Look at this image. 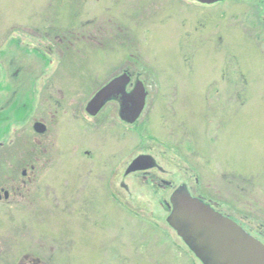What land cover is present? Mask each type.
<instances>
[{"label":"rangeland","instance_id":"obj_1","mask_svg":"<svg viewBox=\"0 0 264 264\" xmlns=\"http://www.w3.org/2000/svg\"><path fill=\"white\" fill-rule=\"evenodd\" d=\"M0 57L29 64L16 88L39 107L9 120L8 171L46 145L37 156L54 160L30 194L0 205L20 264H202L167 222L184 185L264 232V0H0ZM123 69L149 89L146 110L132 126L112 104L87 120ZM141 154L162 169L150 168L155 182L126 177Z\"/></svg>","mask_w":264,"mask_h":264},{"label":"water","instance_id":"obj_2","mask_svg":"<svg viewBox=\"0 0 264 264\" xmlns=\"http://www.w3.org/2000/svg\"><path fill=\"white\" fill-rule=\"evenodd\" d=\"M204 4L220 0H199ZM132 77L125 74L105 84L91 99L87 106L90 114H97L106 102L117 94H126V87ZM135 89L128 94L131 105L122 109L124 120L135 122L143 112L147 91L144 83L136 82ZM37 130L44 128L38 124ZM149 155H140L134 159L126 173L150 169L154 163ZM172 211L167 218L169 225L176 229L179 236L188 245L203 264H264V243L251 233L198 197H193L184 185L177 188L171 196Z\"/></svg>","mask_w":264,"mask_h":264},{"label":"flooded vegetation","instance_id":"obj_3","mask_svg":"<svg viewBox=\"0 0 264 264\" xmlns=\"http://www.w3.org/2000/svg\"><path fill=\"white\" fill-rule=\"evenodd\" d=\"M7 61L9 62L7 63ZM7 61L6 63H4L2 58L0 57V169L1 168L6 169L0 172V205L8 206L11 209L14 207L15 198L19 196L23 197L25 192L30 194L33 191L34 186L40 183L42 179L41 173L46 167V165L49 164V161L53 163L54 160L53 161L49 160V158L41 159V157L37 156L39 154L40 156H42L44 153H46V151H48V146L46 145L45 147H43V150H38L37 148H35L36 151L38 150V152L34 154L35 158L29 156L30 158L24 159L21 165L22 169L19 170V172L21 171V176H19V172H18V176L16 175L15 177L14 175H12L11 170L8 171V169L11 167V164H12L11 158H10L11 151H8L9 150L8 134L10 132L9 120H14L17 123H22L24 120H28L30 116L32 115L34 114L38 115L37 113H38L39 107L36 103L37 97L21 98V96H19V93H18L19 89L18 87L16 88V85H18L17 81H18L20 70H24L29 73V70H30L29 64H26L22 61L21 67H19L17 57H13V58L11 57ZM125 72L129 73L130 77H132L131 73L127 69L122 70V74H125ZM119 75L121 74H116L112 79H114L116 76H119ZM24 79H26V76H24ZM138 80L139 79H137V81ZM132 81H133V77H132L131 82L126 87V94H117L116 97L112 98V100L106 102L105 105L102 107V109L97 114L92 115L89 113V111H87V106L89 102L91 101V99L94 97V95L98 91L94 93L90 101L84 106V111H85L84 117L87 120L93 119V120L98 121L99 120L98 116L103 113V110L107 106L112 104L113 105L112 108L115 107V110H117L118 112L117 115L118 117H120L121 119L120 121H122L126 125L133 124L129 120H124L122 117V112H123L122 109L130 106L132 103L131 101L127 99L128 94L131 93L135 89L134 88L135 85H133ZM146 91H147V99H146V105L144 107V111L146 110V107L148 104V96L150 94V91L147 87H146ZM156 101L157 100H152L151 104L148 105V112L151 111L150 106L155 104ZM166 106H168V104H166ZM54 110H55L54 108L48 109L49 115L46 111L47 116L51 117V119H52V116L54 117L57 115V113H54ZM75 110H76V107L73 109V111L71 110V112H75ZM56 111L58 112V110ZM31 113H34V114H31ZM107 119H109V116L107 117ZM33 124H34L33 129L35 130V132L38 135H42L48 131V128L50 126V121L46 120L44 117H41L39 120L37 118H34ZM37 124H41L42 127L44 128V131L42 133H39L37 131L36 129ZM15 130L16 129L13 128V131ZM86 153L89 154V150H86ZM43 159L47 160L43 162L44 165L41 164ZM152 162L154 163V165L151 167L152 170L159 168L157 165V162H155L154 160ZM159 169L160 171L162 170L161 168ZM140 172L144 173L145 178H149L153 180L154 182L156 181L157 177L155 178V175H152L150 173L151 172L150 169L144 170V171L140 170L137 173H140ZM132 173L134 172H130L128 174L125 172V175L126 177H129L130 174ZM196 180L200 181V178L197 177ZM159 181L161 184H164L166 186L169 184L168 181L165 180L163 177L159 178ZM192 195L199 197L203 202L209 203L216 211L222 212L224 215L231 217L234 221L240 223L244 227L245 222L242 220L243 218L238 216L237 214H236L237 216L233 215V213L230 211L224 212V209H223L224 204L220 200H214L212 199L211 196L204 194V193H198V194L192 193ZM59 201L62 202V198H60ZM72 205H75V204L72 202ZM253 235H255L257 238L259 237L264 238V232H260L259 228H258V232L256 231V233H254ZM4 238L6 240H4ZM11 247L9 246V243L7 242V236H5V234L3 235L2 233H0V264H20L21 257H20L18 250L14 246H11ZM9 248L11 249V252H8Z\"/></svg>","mask_w":264,"mask_h":264}]
</instances>
